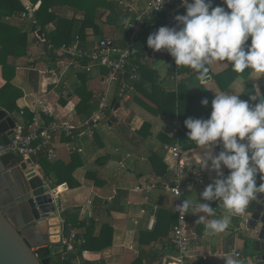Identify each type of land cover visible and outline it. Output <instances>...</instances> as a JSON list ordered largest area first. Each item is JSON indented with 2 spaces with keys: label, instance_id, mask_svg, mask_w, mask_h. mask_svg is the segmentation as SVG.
I'll return each mask as SVG.
<instances>
[{
  "label": "crops",
  "instance_id": "crops-1",
  "mask_svg": "<svg viewBox=\"0 0 264 264\" xmlns=\"http://www.w3.org/2000/svg\"><path fill=\"white\" fill-rule=\"evenodd\" d=\"M21 1L28 12L4 17L3 21L28 34V50L22 56L14 55L20 39L12 40L4 49L9 63L16 67L12 83L21 92L17 105L34 112L36 121L41 125L52 122L68 125L69 130L55 135L57 156L52 160L63 161L71 171L70 178L65 182L67 187H56L63 224L65 226L63 214L67 211L78 217V226L72 230L80 235L85 234L91 219L96 222L100 234L106 225H111L114 230L111 246L99 252L85 251L82 259L88 264H168L175 259L177 251L172 238L178 199L166 188L167 184L174 182L175 163L163 139L178 137L181 160L186 165L184 198L189 209L191 239L188 264H238L241 258L236 257L235 252L242 253L245 264H248L245 242L237 233L234 198L247 189L257 157H248L241 164L245 170L242 169L244 172L240 175L239 165L229 167L223 152L228 153L229 158L235 157L244 150L252 149L261 139L260 123L250 119L246 110L259 107V111H264L257 101L258 89L264 95L263 68L262 64H258L248 78L237 79L225 91L214 75L229 68L235 49L255 46L264 37L247 22H241L237 39L231 44L223 24L214 29L208 28L199 18L201 15L197 14L187 30L192 43L188 48L190 54L186 64L195 68L199 62L205 61L210 69L206 76H211V79H195L190 87L195 92L207 91L227 107L213 121L207 120L204 109L196 108L190 119L182 122L178 118L150 112L138 101L152 105L141 92L133 91L129 100L119 98L116 86L104 80L102 70L98 75L82 68L53 73L55 62H49L52 46L47 45V40H40L33 30L34 15L40 2L34 5L30 0ZM115 1L118 3L116 7L99 9L96 23L102 36L128 46L145 40L146 53L141 63L156 71L162 86L170 91L176 90L183 76L178 74L181 77L177 79V74H171L174 70L168 63L166 51L154 46L152 35L146 28L134 31L127 25V22L136 23L137 16L152 0ZM181 2L173 0L177 5ZM215 6L218 7L219 3ZM206 8L205 5L198 6L195 13ZM56 9L61 15L77 21L84 18L68 6ZM186 19L191 20L189 15ZM54 28L53 23L48 26L50 30ZM141 34H144L143 38ZM95 37L94 27H88V45L96 41ZM59 52L60 48L54 49L56 60ZM138 69L141 74V67ZM83 74L86 75L84 79L88 89L96 98L102 99L110 89L114 97L108 104H119L118 109L106 113L98 122L93 137L84 133V120L76 111L80 98L75 90L84 83ZM5 84L0 66V89ZM12 115L17 122H23L22 114L15 112ZM177 122L182 124L181 129L177 127ZM145 123L149 125L150 136L139 133ZM181 132L188 133L189 137L182 139ZM230 149L234 152L230 153ZM155 154L164 156V167H154ZM34 168L47 183H53V178L46 176L38 164L35 163ZM222 177L236 179V190L226 211L218 209L219 201L214 197V187ZM63 193L61 198L59 194ZM249 264L254 263L251 261Z\"/></svg>",
  "mask_w": 264,
  "mask_h": 264
},
{
  "label": "trees",
  "instance_id": "trees-1",
  "mask_svg": "<svg viewBox=\"0 0 264 264\" xmlns=\"http://www.w3.org/2000/svg\"><path fill=\"white\" fill-rule=\"evenodd\" d=\"M34 5L40 2V6L37 9L34 18L35 23L33 25V30L43 29L46 35L47 45H51L52 49L49 51V62L54 63L57 58V54L54 53V49L61 48L62 46H70L79 37L83 47L89 48L87 41V28L90 26L94 27L95 39L99 40L105 38L101 34V29L97 25V17L99 9L106 8L108 6L116 7L118 3L115 0H30ZM193 6L192 8L198 6H204L205 4H200L194 6L193 0H189ZM252 1V0H250ZM219 3V13L214 16V26L224 25L229 37L231 44L237 39L238 32L240 29L239 24H234L230 22L226 17V10L229 6L228 0H218ZM59 6H68L75 9L83 15L82 21H77L75 19L63 16L57 11ZM206 6V5H205ZM217 7V6H216ZM211 7L207 6L206 9L198 11L197 13L189 14L191 20H194L197 16L203 15L206 11L210 10ZM256 9V8H255ZM23 12H28L27 7L22 3L21 0H0V66H2L3 78L6 80V84L0 89V105L7 109L10 113L22 114L23 123L26 126L32 124L35 120V113L29 109H21L17 105V100L21 96V92L13 85L12 80L16 75V67L9 63V56L5 52V45L14 39H20V43L16 45L14 55L22 56L26 54L28 50V34L23 32L21 28L10 25L3 21L4 17L18 16ZM113 16V15H112ZM152 20L158 24H162L165 20V14L156 15L152 17ZM201 21H204L201 19ZM146 23L149 22L147 19ZM53 23L55 28L50 30L48 26ZM253 30H250L252 32ZM131 33V32H130ZM129 33V35H131ZM144 34H141L143 38ZM117 44L121 48H129L131 52L130 64L128 65L129 70L134 66L141 67V74L135 82L136 92H141L146 95V97L152 102V105L138 100L142 106L148 109L150 112L156 115H165L171 118H178L182 122H186L190 119L192 112L196 108H202L205 111V116L208 121H213L218 118L221 113L227 107L225 104L220 102L217 98L210 95L207 91L205 92H195L191 89V84L195 79L203 78L210 73V69L205 61L199 62L195 68H191L186 64V59L189 57L190 51L189 46L192 43V39L186 34V39L181 48L175 50L173 46L166 50V58L170 66L173 68L171 74H181L182 80L176 90H168L165 86H162L158 82L156 77V71L153 70L146 64L141 63V58L146 53L143 44L126 45L119 43ZM264 40L255 46L247 47L246 49H235V57L228 69L223 72L214 75L220 88L225 91L239 78H248L254 71L258 64H262L264 80ZM83 63H86L83 60ZM137 68V69H138ZM139 70V69H138ZM104 73H107L106 69H103ZM139 73V72H138ZM85 74H83L84 83L79 85L75 93L79 96L80 101L76 105V111L78 115L85 121L89 119L94 111L98 108L101 99L96 98L94 93L90 91L86 85ZM82 77V75H81ZM252 89L254 87L251 85ZM137 98V97H136ZM257 101L260 106L264 107V103H260L259 99ZM116 103L107 109L106 113L110 114L113 108H115ZM140 134L145 136H150L149 125L145 123L139 131ZM96 134V131H95ZM94 134V135H95ZM97 137V136H96ZM180 137H189L188 133L181 132ZM180 138V139H181ZM164 143L173 144L174 139L170 137H165L163 139ZM223 156L227 158V165L229 167L239 165L238 172L243 174L244 167L241 164L248 157H255V150L248 149L240 152L235 157H228V153L223 152ZM34 162L38 164L45 175L53 178V183L56 187L64 184L71 175V171L68 169V165L61 160L50 161L46 157V153L42 152L34 157ZM154 167H164L163 155H154ZM243 169V170H242ZM65 189H60L63 191ZM65 232H70L73 228L78 226V217L71 215L69 212L65 211ZM177 215L175 220V225H177ZM113 227L111 225H106L103 229L102 234L97 232V224L91 219L90 223L87 225V229L84 235L85 242L77 246V251L75 253L67 254L66 258L63 257L64 253H57L55 247L51 245H45L39 247L36 250L37 255L41 258H52L50 264H70L71 260L75 257L83 258V253L85 251L99 252L102 248H106L112 245L113 240ZM82 264H88L82 259Z\"/></svg>",
  "mask_w": 264,
  "mask_h": 264
},
{
  "label": "built area",
  "instance_id": "built-area-1",
  "mask_svg": "<svg viewBox=\"0 0 264 264\" xmlns=\"http://www.w3.org/2000/svg\"><path fill=\"white\" fill-rule=\"evenodd\" d=\"M195 2V0H193ZM209 6L207 1L204 2ZM189 0H182L181 3H173V0H152L148 6L137 16V22H127L129 28L134 31L144 27L152 35L153 44L160 51H166L170 45L175 50L182 47L186 39L187 30L190 27L192 20H187L189 14L195 13V8L189 9L187 16H176L174 11L183 5H189ZM197 8V7H196ZM219 7L212 6L210 10L206 11L199 18L203 19L208 28H212L215 24L214 16L219 13ZM191 12V13H190ZM165 14V20L162 24H158L152 20L153 16ZM193 13V14H194ZM225 17L234 24L247 22L237 12L236 6L229 3L226 10ZM149 20L146 23V20ZM248 25L252 26L247 22ZM79 37L70 46H62L55 61L53 73H63L69 69L82 68L86 72H91L93 67L98 66L100 70H107V73H102L104 80L110 85L115 84L117 88V96L123 100H129L132 92L136 91L135 82L139 78L138 67L134 66L129 70L131 52L129 48H121L116 39L105 37L94 41L88 48L82 46ZM264 57V53H263ZM83 60L86 63H83ZM101 73V72H100ZM180 79V75L175 76ZM108 92H105L98 108L94 111L93 115L86 119L82 127L84 133L93 137L98 122L106 116V111L112 105L107 102ZM246 114L250 119H254L260 123L262 128V136L259 141L253 146L256 152L257 163L252 168V176L247 189L235 200V206L239 207L242 215L240 216L241 222L246 225L249 221V205L254 197V190L256 187L264 184V111L258 112L255 108L247 109ZM179 129L182 128L180 122L176 123ZM69 130L66 123L52 122L46 126L41 125L34 120L32 124L26 126L23 122L16 121V128L14 130V139L9 144L0 145V158L8 153L22 155L30 166H35L34 157L38 154L45 152L48 160L52 161L56 158V147L54 143L56 133H62ZM165 148L170 152L176 160L174 166L175 179L172 184H167L166 188L177 197L175 211L177 215V225L173 229L172 243L177 251V255L173 261L168 264H188L191 257V239L190 229L188 223V204L184 198L185 194V177L186 165L181 160V147L179 138L174 139L173 144L166 143ZM230 153L234 149H230ZM233 183L231 186L232 191L236 190V179H231ZM231 201V200H230ZM85 239L78 232L71 230L69 233L62 231L61 244L63 245V257L66 258L67 254L75 253L77 246L83 244ZM236 257L241 258L238 264H245V257L242 253H236ZM70 264H82L80 257H75L71 260Z\"/></svg>",
  "mask_w": 264,
  "mask_h": 264
},
{
  "label": "water",
  "instance_id": "water-1",
  "mask_svg": "<svg viewBox=\"0 0 264 264\" xmlns=\"http://www.w3.org/2000/svg\"><path fill=\"white\" fill-rule=\"evenodd\" d=\"M210 7L218 0H195L194 6L205 4ZM236 6L241 17L264 37V0H230ZM176 9V16H187L188 7ZM256 8V9H255ZM37 37L46 41L43 29L36 31ZM211 76L204 77L209 81ZM260 103L264 95L258 89ZM119 104L115 105V109ZM212 125V122H210ZM16 120L12 113L0 107V145L9 144L14 139ZM1 188L10 195V208L0 203V264H50L52 258L41 259L36 250L45 245L58 246L61 243L64 224L59 207L61 201L56 186L47 183L37 174L22 155L8 153L0 158ZM64 188L67 185L62 184ZM233 183L222 177L214 187V197L219 201L218 209L226 211L232 199ZM249 221L245 230L252 235L245 238V252L251 256L254 264H264V184L254 190L249 205Z\"/></svg>",
  "mask_w": 264,
  "mask_h": 264
},
{
  "label": "rangeland",
  "instance_id": "rangeland-1",
  "mask_svg": "<svg viewBox=\"0 0 264 264\" xmlns=\"http://www.w3.org/2000/svg\"><path fill=\"white\" fill-rule=\"evenodd\" d=\"M111 38V37H110ZM97 41V40H96ZM140 44H143V47H146V42H145V40L144 41H142V42H140ZM101 72V70H100V68L98 67V66H95V67H93V69H92V71L90 72V73H92V74H94V73H96L97 75L99 74ZM96 75V76H97ZM114 87H115V85L114 84H112ZM108 92V98H107V102L109 103L111 100H112V98L114 97V93L109 89V91H107ZM103 97V96H102ZM114 105V104H113ZM124 106V104H122V107ZM259 107H257L255 110L256 111H258V112H262V111H259ZM113 110H114V108H113ZM112 110V111H113ZM174 163H175V165H176V160L174 159ZM174 165V166H175ZM173 166V167H174ZM59 196L61 197V198H63V196H64V193L63 194H59ZM234 198V197H233ZM234 199H237V197H235ZM233 199V200H234ZM234 218L236 219V228H237V233H238V235H240L241 236V239L243 240V241H245V238L246 237H249V236H251L252 235V232L251 231H247V230H245V225L241 222V219H240V216L242 215V212H241V210H240V208L239 207H237L236 206V208H235V211H234ZM69 233V232H68ZM55 251L57 252V253H63V251H64V249H63V245L60 243L58 246H56L55 247ZM247 254V257H248V264L252 261L251 260V256L248 254V253H246Z\"/></svg>",
  "mask_w": 264,
  "mask_h": 264
},
{
  "label": "flooded vegetation",
  "instance_id": "flooded-vegetation-1",
  "mask_svg": "<svg viewBox=\"0 0 264 264\" xmlns=\"http://www.w3.org/2000/svg\"><path fill=\"white\" fill-rule=\"evenodd\" d=\"M1 180H0V203L5 207V208H10V195L8 192L2 190L1 188Z\"/></svg>",
  "mask_w": 264,
  "mask_h": 264
},
{
  "label": "bare ground",
  "instance_id": "bare-ground-1",
  "mask_svg": "<svg viewBox=\"0 0 264 264\" xmlns=\"http://www.w3.org/2000/svg\"><path fill=\"white\" fill-rule=\"evenodd\" d=\"M229 1V3H230V0H228Z\"/></svg>",
  "mask_w": 264,
  "mask_h": 264
},
{
  "label": "clouds",
  "instance_id": "clouds-1",
  "mask_svg": "<svg viewBox=\"0 0 264 264\" xmlns=\"http://www.w3.org/2000/svg\"><path fill=\"white\" fill-rule=\"evenodd\" d=\"M215 6V5H214Z\"/></svg>",
  "mask_w": 264,
  "mask_h": 264
}]
</instances>
